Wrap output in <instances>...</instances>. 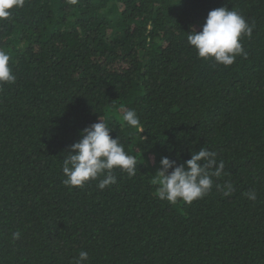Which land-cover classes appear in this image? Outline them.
<instances>
[{
  "label": "trees",
  "instance_id": "16d2710c",
  "mask_svg": "<svg viewBox=\"0 0 264 264\" xmlns=\"http://www.w3.org/2000/svg\"><path fill=\"white\" fill-rule=\"evenodd\" d=\"M224 6L255 24L230 66L187 41ZM0 50L16 76L0 84V264H264V0H24ZM100 118L136 174L66 187L62 160ZM201 147L225 164L209 194L161 200L160 159Z\"/></svg>",
  "mask_w": 264,
  "mask_h": 264
},
{
  "label": "clouds",
  "instance_id": "9594fccd",
  "mask_svg": "<svg viewBox=\"0 0 264 264\" xmlns=\"http://www.w3.org/2000/svg\"><path fill=\"white\" fill-rule=\"evenodd\" d=\"M75 3L76 0H71ZM24 0H0V19L10 15V9L23 7ZM255 24H249L236 10L227 6L210 10L202 26V30L193 29L188 33L187 41L198 57L212 60L215 64L232 65L238 56L247 57L241 39L243 36L252 37ZM16 76L10 67V56L0 50V84H14ZM123 121L129 127L138 128L140 120L134 110L123 113ZM112 128L100 118L88 127L81 130V138L73 143L62 160L63 184L66 187H83L90 180H99L98 188L117 183L113 174L119 169L132 177L136 174L137 161L129 155L120 142V137L110 135ZM217 153L201 147L193 152L190 159L177 164L176 160L164 156L160 159V168L157 170L156 181L159 183L157 195L161 200L175 204L178 200L191 204L194 200L202 199L212 190L213 177L220 178L224 172L223 161L217 163ZM169 169H173L169 172ZM217 188L220 185H216ZM224 196L233 192L230 182L224 184ZM245 195L256 199L255 191ZM19 231L12 234V239L18 240ZM89 253L81 250L73 258L72 264H87Z\"/></svg>",
  "mask_w": 264,
  "mask_h": 264
}]
</instances>
